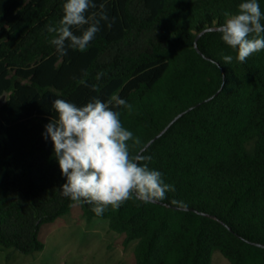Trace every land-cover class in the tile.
Masks as SVG:
<instances>
[{"label": "trees", "instance_id": "trees-1", "mask_svg": "<svg viewBox=\"0 0 264 264\" xmlns=\"http://www.w3.org/2000/svg\"><path fill=\"white\" fill-rule=\"evenodd\" d=\"M75 204L135 264H264V0H0V247Z\"/></svg>", "mask_w": 264, "mask_h": 264}, {"label": "rangeland", "instance_id": "rangeland-1", "mask_svg": "<svg viewBox=\"0 0 264 264\" xmlns=\"http://www.w3.org/2000/svg\"><path fill=\"white\" fill-rule=\"evenodd\" d=\"M43 250L33 254L0 247V264H135L133 243L108 228L105 218L88 219L81 206L42 226ZM212 264H230L218 250Z\"/></svg>", "mask_w": 264, "mask_h": 264}, {"label": "water", "instance_id": "water-1", "mask_svg": "<svg viewBox=\"0 0 264 264\" xmlns=\"http://www.w3.org/2000/svg\"><path fill=\"white\" fill-rule=\"evenodd\" d=\"M239 25V24H238ZM234 26H236V24H229V25H225V26H220V27H211V28H209V29H222V28H227V27H234ZM248 27H250V26H248ZM208 30V29H207ZM203 32H205V31H203ZM202 32V33H203ZM201 34H199L198 36H197V38H196V47H197V49L201 52V50L199 49V47H198V44H197V39L199 38V36H200ZM222 87H223V85H222ZM222 87L216 92V93H214L213 95H211L210 97H208V98H206V99H204V100H202V101H200V102H198L197 104H195V105H192V106H190L189 108H187V109H185L184 111H182V112H180L179 114H177L167 125H166V127L164 128V129H162L158 134H156L153 138H151L145 145H144V147L139 151V153H138V155H137V157H136V160H135V164H134V166L137 164V162H138V160H139V158H140V155L142 154V152L144 151V150H146L150 145H151V143L152 142H154L157 138H159L163 133H165L166 131H167V129L179 118V117H181L183 114H185L186 112H188L189 110H191V109H193V108H195L196 106H199V105H201L202 103H204V102H206V101H208V100H210V99H212L214 96H216L219 92H220V90L222 89ZM4 98V97H3ZM3 98H1V100H3ZM134 166H133V168H132V172H133V169H134ZM131 172V173H132ZM131 185H132V187H133V189H134V191L140 196V197H144V198H147V199H150V200H153V201H158V202H161V201H159V200H157V199H154V198H151V197H147V196H142V195H140L137 191H136V189L134 188V185H133V182H132V174H131ZM261 245H263L264 246V244H261Z\"/></svg>", "mask_w": 264, "mask_h": 264}]
</instances>
